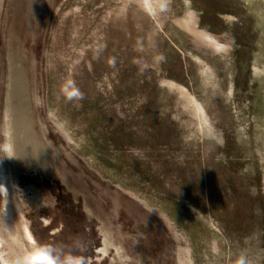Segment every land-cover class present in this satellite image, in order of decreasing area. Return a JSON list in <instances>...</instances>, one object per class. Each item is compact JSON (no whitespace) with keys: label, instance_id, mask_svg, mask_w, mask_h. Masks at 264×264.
I'll return each mask as SVG.
<instances>
[{"label":"rangeland","instance_id":"rangeland-1","mask_svg":"<svg viewBox=\"0 0 264 264\" xmlns=\"http://www.w3.org/2000/svg\"><path fill=\"white\" fill-rule=\"evenodd\" d=\"M50 258L264 264V0H0V264Z\"/></svg>","mask_w":264,"mask_h":264},{"label":"bare ground","instance_id":"bare-ground-1","mask_svg":"<svg viewBox=\"0 0 264 264\" xmlns=\"http://www.w3.org/2000/svg\"><path fill=\"white\" fill-rule=\"evenodd\" d=\"M14 76H15V75H14ZM12 86H13V85H12ZM26 112H27V111H26ZM29 134H30V133H29ZM25 135H27V134H25ZM28 136H29V135H28ZM30 138L32 139L31 136H30ZM17 140H18V139H17ZM20 141H22V140H20ZM21 143H23V142H21ZM29 143H32V142L29 141ZM23 144H26V143L24 142ZM35 144H36V143H35ZM28 145H29V144H28ZM28 145H27V146H28ZM30 145H31V144H30ZM33 145H34V144H33ZM35 146H37V145H35ZM29 147H30V146H29ZM40 148H41V147H40ZM35 149H36V148H35ZM29 150H30V149L28 148V150H27L28 152L26 151L27 154H29ZM36 150H38V149H36ZM36 150H35V151H36ZM40 151H41V150H40ZM40 151H39V152H40ZM21 152H22V151H21ZM37 152H38V151H37ZM42 152H43V151H42ZM32 153H34V150H32ZM32 153H31V154H32ZM35 153H36V152H35ZM17 154H18V153H17ZM41 154L43 155V153H41ZM18 155H19V154H18ZM23 155H24V154H23ZM39 155H40V154H39ZM26 156H28V155H26ZM13 157H16V156H13ZM40 157H41V156H40ZM19 158H21V157H19ZM46 158H47V157H46ZM23 159H24V158H23ZM23 159H22V160H23ZM27 159H28V158H27ZM29 159H31V158H29ZM33 159H34V158H33ZM37 161H38V160H37ZM15 162H16V161H15ZM27 162H28V161H27ZM27 162H26V163H27ZM47 162H48V161H47ZM39 164H40V163H39ZM45 164H46V163H45ZM16 165H19V163L16 164ZM46 169H47V168H46ZM49 170H50V169H49Z\"/></svg>","mask_w":264,"mask_h":264},{"label":"clouds","instance_id":"clouds-1","mask_svg":"<svg viewBox=\"0 0 264 264\" xmlns=\"http://www.w3.org/2000/svg\"><path fill=\"white\" fill-rule=\"evenodd\" d=\"M46 264H56V260L54 258H50Z\"/></svg>","mask_w":264,"mask_h":264}]
</instances>
